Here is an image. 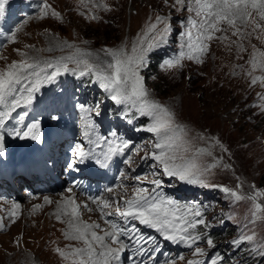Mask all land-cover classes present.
Here are the masks:
<instances>
[{
    "label": "rangeland",
    "instance_id": "374dc122",
    "mask_svg": "<svg viewBox=\"0 0 264 264\" xmlns=\"http://www.w3.org/2000/svg\"><path fill=\"white\" fill-rule=\"evenodd\" d=\"M41 3L42 0H8L4 12L6 15L0 16L1 21L6 18L7 11L10 13L1 39L4 45L0 48V69L6 68L12 61L22 59L18 49L26 51L29 56L59 58L71 55L79 48L83 52L93 53L90 59L94 61L97 57L100 60L110 59L105 49L123 47L130 51L137 38L143 36L148 26L156 22V17H163L164 22L158 24L157 32L162 31L165 24H169L171 29L164 41L148 52L146 66L140 70L151 98L169 107L175 113L177 122L184 126L185 139L190 142L191 147L188 155L196 154V149H206L200 156V163L217 165L207 175L209 184L238 189L245 196L252 195L257 190H264V108L260 106L264 104L261 99L264 96V85L259 82L252 85L251 77L248 76L253 46L259 51H264V39H257V34L254 33L241 41L231 29L218 32L215 33L216 37L226 36L227 39L213 38L209 41V50L202 57L203 63L185 58L182 60V67L168 68L165 67L168 60L178 58L181 51H187V37L184 35L186 23L190 16L194 17V13L188 11V0H185L184 5L177 4L176 0H47L52 9L61 14L62 19H57L51 14L38 19V6ZM92 16L97 18L92 19ZM29 17L31 19H28ZM20 25H23L22 30L16 34V41L12 42L11 33ZM65 42L74 47L56 46ZM241 43L245 51L240 50ZM156 56H159L158 63L154 61ZM152 64L155 68L151 67ZM68 66L76 67L72 63ZM75 75L79 73H64L52 82L53 85L49 84V95L52 98L46 100L43 112L60 126L61 129L57 133L71 131L63 125L72 120L76 128L83 122L108 142L121 138L130 142L129 147L115 162L122 169L119 181L113 186L112 192L116 195L111 192L103 195L112 203V207L106 211L113 214L102 217L97 203H81L79 197L70 191L58 194V190L51 194L20 199L19 209H14L5 197L0 196V218H3L6 225V229L0 231V264H69L56 249L59 247L67 251L72 247L82 246V242L66 238L67 217L56 219L57 208L61 201L69 198L66 196L68 193L81 206L82 221L100 224L97 232H104V224L109 227L105 223L107 219L126 229L135 224L144 237H155L154 241L146 245L147 251L144 252L146 257L151 255V259L163 257V260L170 264H183L185 260L192 259L194 248L199 246L207 255L204 264H211L212 259L220 258L214 254L219 249L222 253L227 252L228 262L218 260V264H264V256L255 250L264 244V221L253 222V202L248 199L236 201L224 193L222 187L189 184L164 174L159 162L151 156L156 141L155 134L146 130L152 122L151 117L140 115L128 105L121 106L116 112H105L109 109L105 105L106 101H115L110 98V93L99 87L94 76L85 75L90 77V87L87 84L90 91L85 97L91 99L96 96L100 102L97 115L96 105L87 103L82 97H76L78 91L75 88L79 84L71 82ZM253 75H264V72L256 70ZM51 85L57 93L52 91ZM49 86L44 84L34 94V102L32 101L33 104L26 108L25 112L33 107L35 115V106L41 101V96L49 91ZM59 95L60 98H56ZM22 106L28 105L22 103L20 107ZM89 109L92 111L89 112ZM16 110L17 108L11 112L10 117L5 118V122ZM3 111L6 109L0 105V112ZM132 113L134 118L144 119L135 125L134 118H130ZM17 116L18 114H14L13 120ZM103 116L111 118L115 124L112 133H116V136H104L108 127ZM5 128L0 129L5 139L4 151L9 142L5 137L10 135ZM76 134L73 132L71 140L76 139ZM89 136L93 139V136ZM24 139L17 140L23 144ZM216 139L220 141L219 144L215 143ZM97 143L94 142L95 147L100 148L102 154L107 152L108 145L104 147L99 143L97 146ZM95 147L93 151L98 153ZM136 176L142 177V180L136 181ZM153 180L161 182L157 191L164 196L180 204H195L201 207L207 223L206 226L198 225L195 231H192L193 235L202 236L196 245L189 247L183 242H176L173 246L162 244L163 238H160L159 234L151 235L153 230L142 228L135 220L125 221L114 213L115 204L119 202L123 208L124 198L132 197L136 187H146L149 190L155 187L151 183ZM45 197L52 203H46ZM257 202L264 203V197ZM37 205L40 207L37 208ZM89 208L92 210L89 211ZM10 212H16L17 216H10ZM242 232H255L257 240L234 244L233 241L238 239ZM208 238L213 240L214 247L207 244ZM129 247V250L137 251L131 244ZM196 257H200V260L205 258ZM140 263L139 260L137 264ZM114 264H119V260Z\"/></svg>",
    "mask_w": 264,
    "mask_h": 264
},
{
    "label": "snow or ice",
    "instance_id": "6c2138e0",
    "mask_svg": "<svg viewBox=\"0 0 264 264\" xmlns=\"http://www.w3.org/2000/svg\"><path fill=\"white\" fill-rule=\"evenodd\" d=\"M176 2L179 5H184L185 0H176ZM7 3L8 0H0V16L4 15ZM38 7V19H43L49 14L57 19H62L61 14L52 9L47 0H42ZM188 11L194 13V17L190 16L186 23L184 35L187 37L185 45L187 51H181L178 58L168 60L165 67H182V60L185 58L203 63L202 57L209 50L208 42L213 38L227 39L226 36L216 37L215 33L218 32H227L231 29L241 41L254 33L257 34V39H264V0H188ZM91 18L96 19L97 17L92 16ZM163 22L164 18L157 16L156 22L150 24L144 35L137 38L130 51L123 47L105 49L107 57H110L105 60H100L97 57L94 61L90 59L93 53L83 52L79 48H76L73 54L59 58L29 56L26 51L18 49L22 59L12 61L6 68L0 69V105L6 109V111L0 112V129H3L5 118L10 117L12 111L20 107L22 103L24 105L32 103L34 94L44 84L54 82L60 75L67 72H78L80 76H94L99 86L110 93V98L117 104L128 105L130 109H135L140 115L151 117L152 122L146 129L156 136V141L153 144L155 150L151 156L159 162L164 174L189 184L222 187V191L236 201L248 199L253 202L251 211L253 222L264 221V203L257 202L261 197H264V190H257L254 194L245 196L238 189L209 184L207 175L217 165L215 163L210 165L200 163V156L206 152V149L199 148L195 150L196 154L188 155L191 147L190 142L185 139L184 126L177 122L175 113L169 107L151 98L140 70L146 66L148 52L162 43L171 29L169 24H165L164 29L157 32L158 24ZM22 27L23 25H20L11 33L12 42L16 41V34L22 30ZM152 33H156V35H151ZM56 46L59 48L74 47L66 42ZM239 47L241 51L246 50L242 43L239 44ZM51 50L50 48L49 51ZM69 63L75 64L76 67L69 68ZM249 63L251 69L248 71V76L251 77V84L256 85L259 82L264 85V75H253L256 70L264 72V51H259L253 46V55ZM261 99L264 100V96ZM260 106L264 108V104ZM80 107L84 108L83 105ZM91 111L92 109H89V112ZM96 114L99 115L98 106ZM53 119L56 118L53 117ZM85 128L83 135L88 138L90 135L88 125ZM38 129L39 124L34 122L27 127L26 131L21 132L16 129L12 134L21 138L39 140ZM112 135L116 136V133ZM3 141L4 134L0 131V153L4 151ZM99 143H108V150L102 154V159L94 156L91 149L86 150L80 143L74 146L73 156L79 163H84L88 158H92L102 167H108L107 161L117 153L122 154L130 145L127 140L119 143L116 140L108 142L103 137L100 138L97 146ZM215 143L219 144L220 141L216 139ZM224 150L227 151V149ZM130 160L131 158H129V162ZM69 166L74 167L73 164ZM121 175L123 176L124 173ZM134 179L141 181L142 177L136 176ZM151 183L155 185L151 190L146 187H136L131 198H124L123 208L117 202L114 206V213L125 221L129 219L139 221L140 224L155 229L167 240L183 242L189 247L196 245L202 236L200 234L193 235L191 230L196 229L198 225L206 226L207 223L203 218L201 207L195 204H180L170 197H165L157 191L161 182L153 180ZM112 191V188L107 189V192ZM90 199L98 204L102 217L113 214V212L106 211L112 207V203L105 197L98 196ZM45 202L52 203L47 197H45ZM13 207L19 209L20 205L15 204ZM80 207L73 198L69 197L60 202L56 213L57 220L67 217L66 238L82 242V246L72 247L67 251L59 247L56 249L61 257L69 261V264H114L118 260L119 254L126 250L130 244L143 254L147 251L146 245L155 240V237H144L140 234L135 224L126 229L107 219L105 223L109 225V229L101 235L96 231L100 228V224L88 223L80 219ZM9 215L16 217L17 213L10 212ZM5 229L3 218H0V231ZM256 240L255 232L251 234L242 232L233 243L239 245L243 241L254 242ZM206 242L209 246H215L211 238H208ZM17 243L19 242L17 241ZM255 250L264 256V244ZM193 255L204 256L205 250L196 246ZM220 259L222 258L212 259L211 264H218ZM188 264H204V262L193 259Z\"/></svg>",
    "mask_w": 264,
    "mask_h": 264
},
{
    "label": "bare ground",
    "instance_id": "6f19581e",
    "mask_svg": "<svg viewBox=\"0 0 264 264\" xmlns=\"http://www.w3.org/2000/svg\"><path fill=\"white\" fill-rule=\"evenodd\" d=\"M5 12H6V10H5ZM5 15L6 14H4V16ZM2 20L3 19H1V21ZM18 87H20V86H18ZM33 102L30 105L26 106V107L22 106L20 108H17V110L12 114L11 118L8 121L5 122L4 127H6L5 129L9 132L10 135H9V137L8 136L5 137L6 139L7 138L9 139V142L6 145L5 151L0 153V160L8 161L9 160V156H10V151L12 149H14V148L22 149L23 144H24V148L22 150H25V152L27 154H34L35 152L40 151V149L37 148V149L34 150L33 153H28L29 149H27V144H28L29 141H31L33 139L25 138L23 140L24 143L20 144L19 140H17V139L21 138V137H18V136H15V135L12 134V132L14 130H16V129L21 130V132L26 131L27 127L29 125H31L32 123H34V122H37L39 124L38 134H41L42 131L44 130V120H42L43 117H41L37 112L34 115V113H33V109L34 108L33 107L27 112L24 111L26 108H30L31 105L33 104ZM14 114L15 115L18 114V116L16 118H14V120H13ZM4 142H5V139L3 141V144H4ZM67 191L68 190H65L64 192H67Z\"/></svg>",
    "mask_w": 264,
    "mask_h": 264
},
{
    "label": "trees",
    "instance_id": "16d2710c",
    "mask_svg": "<svg viewBox=\"0 0 264 264\" xmlns=\"http://www.w3.org/2000/svg\"><path fill=\"white\" fill-rule=\"evenodd\" d=\"M158 60H159V56H156V57L154 58V61L158 63ZM151 67H152V68H155V66H153V64L151 65ZM219 250H220V249H219ZM221 252H222V251H221ZM221 257L227 258V252H225V253H221ZM234 257H236V256H234ZM239 260H240V259H237V261H239Z\"/></svg>",
    "mask_w": 264,
    "mask_h": 264
}]
</instances>
